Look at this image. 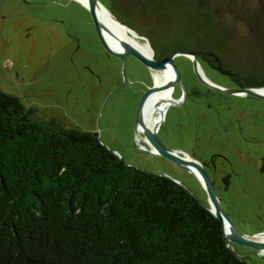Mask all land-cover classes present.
<instances>
[{
    "label": "rangeland",
    "instance_id": "1",
    "mask_svg": "<svg viewBox=\"0 0 264 264\" xmlns=\"http://www.w3.org/2000/svg\"><path fill=\"white\" fill-rule=\"evenodd\" d=\"M99 1L150 46L190 51L195 38H211L209 28L197 26L204 20V11L195 6L198 0H156L163 1L161 13H154L146 0ZM203 1L221 22L225 59L240 74H264V0ZM174 62L180 82L171 94L180 100L166 108L157 137L203 164L239 232H264V98L226 95L199 79L187 55H176ZM199 65L211 82L240 88L229 75ZM153 72L131 55L122 64L107 54L89 11L76 0H0V89L18 96L43 120L95 132L128 164L184 184L206 205L199 179L150 152L134 131L136 108L153 83ZM232 250L247 264H264V253L257 249L234 244Z\"/></svg>",
    "mask_w": 264,
    "mask_h": 264
},
{
    "label": "trees",
    "instance_id": "2",
    "mask_svg": "<svg viewBox=\"0 0 264 264\" xmlns=\"http://www.w3.org/2000/svg\"><path fill=\"white\" fill-rule=\"evenodd\" d=\"M155 1L146 0L154 13L166 10ZM195 6L204 11L197 26L211 36L195 38L190 51L199 62L240 87H264V74H240L225 59L217 13L203 0ZM151 46L157 59L179 50ZM0 264L247 261L227 246L219 220L186 187L128 164L95 132L39 118L0 89Z\"/></svg>",
    "mask_w": 264,
    "mask_h": 264
},
{
    "label": "water",
    "instance_id": "3",
    "mask_svg": "<svg viewBox=\"0 0 264 264\" xmlns=\"http://www.w3.org/2000/svg\"><path fill=\"white\" fill-rule=\"evenodd\" d=\"M86 2H87L86 4H82V3L81 4L89 11L92 22L94 23L97 35L105 51L108 54L118 57L121 60L122 64L124 62V58L127 55H131L135 57L137 60H139L141 63L145 64L151 71H157L158 69L161 70V69H164L167 65H169L173 73V77L171 78V80H169L164 85V87H171L172 92L174 89V85L180 82V73H179V69L177 65L174 62V57L176 55H185V56L187 55V57H189L192 60L194 70L198 74L199 79H201L209 87L219 90L221 92H224L226 93V95L227 94L248 95L252 97L264 98V87H240L238 89H227V87L224 88L220 85H217L211 82L206 77H204L203 74H202L203 76L201 75L202 71H201V68L198 62V57L195 53L191 51L178 50V51L172 52L168 56L157 59L154 57V51L148 42L146 43H148L150 48L152 49L151 56L144 54L138 48H136L133 44H131L130 42H128L127 40L123 38H118V44L120 47L119 49L111 47L104 39L103 30H105V32L107 31L112 36H115V34L99 20L96 14L97 5H101L104 8L106 7L99 0H86ZM106 10L109 12L113 20H115L120 25L128 29L131 34L135 32L133 29H131L126 24L121 22L118 18H116L108 9ZM143 38L147 41L145 37ZM158 88L159 86H157L155 82L153 81L152 85L149 86L141 95L137 108H136V112H135L134 131L141 132V134L144 136L145 141L149 144L150 152L164 155L165 157L174 161L175 163H177L179 166H181L185 170L192 172L195 175V177L199 179L207 195V204L206 205L203 204V205L206 208H208L209 212L213 214L219 220L223 238L226 241V244L230 249H232L231 243L237 242V243L246 245L247 247L249 246L253 249H257L258 251L263 252L264 240L260 238L259 236L264 234V232H257L254 234H244V233L239 232L236 229L234 224L231 222V219L228 217V215L224 211L218 199L217 192H215L216 191L215 186L212 180L210 179L209 175L206 173L203 167V164H201V162L198 159L188 154H185L183 152L180 153L178 150H175V149H169L157 137V131H158L160 122L163 118V115L166 111V108L172 102H177L180 99L173 98L171 94V101L165 104L163 110L160 113L159 120H157V122L152 127H149L144 123V120H143L144 103L148 95L152 93L153 91L157 90ZM183 95H185V92ZM112 151L114 152V150ZM194 169H196L197 173H195ZM181 185L186 187L184 184H181ZM187 189L189 190V188ZM189 191L193 193L191 190ZM224 223H226L228 226L227 231H225L224 229Z\"/></svg>",
    "mask_w": 264,
    "mask_h": 264
},
{
    "label": "bare ground",
    "instance_id": "4",
    "mask_svg": "<svg viewBox=\"0 0 264 264\" xmlns=\"http://www.w3.org/2000/svg\"><path fill=\"white\" fill-rule=\"evenodd\" d=\"M77 1L82 4L87 3L86 0ZM96 14L99 20L115 34V36H112L107 31L105 32V30H103L104 39L111 47L119 49L120 47L118 44V38H123L133 44L144 54L151 56L152 49L150 48L149 44L146 42H139L136 39L137 33L133 32L131 34L128 29L113 20L106 8L101 5H97ZM152 77L153 81L157 86H159V88L148 95L143 106V120L144 123L149 127H152L157 122V120H159L160 113L163 110L165 104L171 101L172 89L171 87H164V85L169 80H171V78L173 77V73L170 66L167 65L164 69H158L157 71H154L152 73ZM194 171L195 173H197L196 169H194ZM224 229L225 231L228 230V226L226 223H224ZM259 237L264 240V234L260 235Z\"/></svg>",
    "mask_w": 264,
    "mask_h": 264
},
{
    "label": "flooded vegetation",
    "instance_id": "5",
    "mask_svg": "<svg viewBox=\"0 0 264 264\" xmlns=\"http://www.w3.org/2000/svg\"><path fill=\"white\" fill-rule=\"evenodd\" d=\"M108 54V53H107ZM217 91H219V90H217ZM140 132V131H139ZM141 133V132H140ZM142 137H143V135H142ZM207 163V162H206ZM228 177V175H225V176H223V177H221V179H223V181H226L227 178ZM234 244H237V245H240V246H242V247H245L246 248V250L248 251V250H252L253 248H251V247H247L246 245H243V244H240V243H237V242H232L231 243V247H232V245H234ZM264 253V252H263ZM242 257H244V256H242Z\"/></svg>",
    "mask_w": 264,
    "mask_h": 264
}]
</instances>
